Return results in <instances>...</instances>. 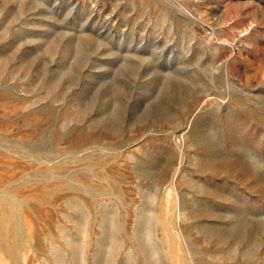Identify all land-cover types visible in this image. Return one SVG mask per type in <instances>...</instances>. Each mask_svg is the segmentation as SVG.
Returning a JSON list of instances; mask_svg holds the SVG:
<instances>
[{
	"label": "rangeland",
	"instance_id": "obj_1",
	"mask_svg": "<svg viewBox=\"0 0 264 264\" xmlns=\"http://www.w3.org/2000/svg\"><path fill=\"white\" fill-rule=\"evenodd\" d=\"M0 264H264V0H0Z\"/></svg>",
	"mask_w": 264,
	"mask_h": 264
}]
</instances>
